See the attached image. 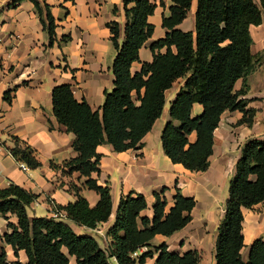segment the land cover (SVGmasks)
I'll return each instance as SVG.
<instances>
[{
  "label": "trees",
  "instance_id": "1",
  "mask_svg": "<svg viewBox=\"0 0 264 264\" xmlns=\"http://www.w3.org/2000/svg\"><path fill=\"white\" fill-rule=\"evenodd\" d=\"M30 1L49 35V45H53L57 35L51 6L44 0ZM172 1L171 15L163 18L166 36L151 43L153 61L143 63L135 74L131 67L140 61L139 50L153 35L155 26L148 22V17L157 5L151 0H123L127 21L122 43L119 24L108 23L117 50L113 64L115 81L114 88L105 93L101 111H94L85 99L77 100L69 83L53 89L54 114L67 131L75 134L73 147L78 155L61 167L51 162V167L61 168L65 174L77 171L88 177L86 186L97 192L99 200L91 206L76 190L74 202L65 206L53 202L54 210L64 212V217L31 216L28 209L37 200L36 194L15 183L0 186V216L7 220L14 216L17 220L9 221L11 232L0 234V239L13 247L16 259L9 260L5 248H1L0 264H70V257H75L77 264H145L155 253L158 256L154 264H199L198 250L179 254L170 251L166 243L134 256L143 247L151 246L150 241L157 234L171 236L192 220L197 201L185 196L178 187L169 210L166 188L155 192L152 218L141 215L148 206L144 195L130 193L121 197L115 222L107 232L111 242L106 247L91 234H79L64 220L92 229L109 220L113 206L111 187L92 178V173L101 171L97 147L108 143L118 152L140 147L163 113L166 91L179 78L186 77V81L171 104V120L161 138L174 163L193 172L206 171L213 154L214 132L223 113L239 110L244 113L240 124L252 121L255 111L247 110L248 101L241 97L249 88L247 77L264 61V54L252 53L250 31L251 25L263 22L264 0H197L194 31L176 28L187 17L193 0ZM68 41L64 37L59 44ZM162 48L166 52L162 53ZM240 79L243 85L236 90ZM195 103L203 105L204 110L192 117ZM193 131L197 139L190 142ZM12 139L14 146L8 150L18 162L30 169L42 166L35 148L18 136ZM262 202L264 139L256 138L244 144L229 182L225 215L217 228L216 264H264L262 237L251 244L246 261L242 256L244 209ZM20 250L27 255L26 263L19 260Z\"/></svg>",
  "mask_w": 264,
  "mask_h": 264
},
{
  "label": "crops",
  "instance_id": "2",
  "mask_svg": "<svg viewBox=\"0 0 264 264\" xmlns=\"http://www.w3.org/2000/svg\"><path fill=\"white\" fill-rule=\"evenodd\" d=\"M13 1L0 0V186L8 187L15 183L36 194L37 200L28 209L31 216L53 217L50 202L63 206L74 202L76 190L94 206L99 195L86 186L88 177L77 171L65 174L61 168L51 167V162L61 167L78 155L73 147L75 134L67 131L54 114L52 93L57 85L69 83L77 100L85 99L94 111H101L105 93L114 88L115 81L113 64L117 50L111 40L108 23L116 21L119 24V43H122L127 21L124 2L44 0L51 6L56 22L57 38L53 45H49V35L34 3L30 0ZM151 1L157 6L148 22L155 26V30L139 50L140 61L132 64L133 74L142 69L143 63L153 61L151 43L164 38L168 31L163 26V18L171 15L173 1ZM197 5L198 1L193 0L187 17L176 28L195 30ZM250 31L252 53L264 54V19L260 25H251ZM64 37L69 41L60 45ZM160 51L164 53L166 48ZM185 81L186 77L179 78L166 91L163 113L145 135L140 147L122 152L115 151L108 143L97 147L101 171L92 173V178L99 184L110 185L112 213L107 222L95 229L79 226L64 218L79 234H98L99 229L107 233L115 222L121 197L130 193L145 196L148 206L141 215L152 218L155 192L166 188L164 195L169 210L178 187L185 196L194 197L197 201L191 212L192 220L171 236L157 234L150 241L151 246L143 247L140 252L166 243L170 251L179 254L198 250L199 264H216L217 228L225 215L229 182L235 175L236 163L247 141L264 139V65H258L249 74L248 91L241 97L248 101L247 110L255 111L251 124L239 123L243 112L225 111L214 132L210 166L203 172H193L180 163H174L166 154L161 139L166 123L171 120V104ZM242 85L243 80H238L235 89L239 90ZM203 110V105L195 103L192 117L201 115ZM12 136L20 137L35 148L41 167L21 168V163L8 150L14 146ZM196 139L197 133L193 131L189 140L195 142ZM244 217L242 256L246 260L253 241L264 238V202L252 209H244ZM9 221L17 222L14 216L9 220L0 217L1 235L11 232ZM110 242L108 235L104 243L107 246ZM1 248H5L9 260L16 259L13 247L2 239ZM157 256L155 253L153 258H147L145 264H154ZM19 260L27 262L24 250L19 251ZM70 264H77L75 257H70Z\"/></svg>",
  "mask_w": 264,
  "mask_h": 264
},
{
  "label": "built area",
  "instance_id": "3",
  "mask_svg": "<svg viewBox=\"0 0 264 264\" xmlns=\"http://www.w3.org/2000/svg\"><path fill=\"white\" fill-rule=\"evenodd\" d=\"M21 165V168L23 169V170H28V167H27V165L25 164V163H21L20 164ZM51 204V208H52V210H53V212H54V214H53V217H64L65 215H64V212H58V211H55L54 210V208L56 207V205L55 204H53V202H51L50 203ZM97 232H98V234L102 237V239H103V241H105V240H107V238H108V235H107V233H105L103 230H101V229H99V230H97ZM141 251V250H140ZM135 252L134 253V256H138V254H140L141 252Z\"/></svg>",
  "mask_w": 264,
  "mask_h": 264
},
{
  "label": "rangeland",
  "instance_id": "4",
  "mask_svg": "<svg viewBox=\"0 0 264 264\" xmlns=\"http://www.w3.org/2000/svg\"><path fill=\"white\" fill-rule=\"evenodd\" d=\"M262 65H264V61H262ZM252 122V121H251ZM251 122L250 123H247V124H251ZM51 203V202H50ZM51 205V204H50ZM1 218H4V217H2V216H0ZM89 234H91V235H93L95 238H97V240L100 242V244H102L104 247H106V243H104V241H103V239H102V237L99 235V234H96L95 232H89ZM247 260V259H246ZM245 260V261H246Z\"/></svg>",
  "mask_w": 264,
  "mask_h": 264
}]
</instances>
